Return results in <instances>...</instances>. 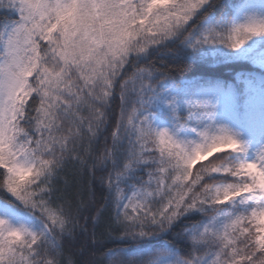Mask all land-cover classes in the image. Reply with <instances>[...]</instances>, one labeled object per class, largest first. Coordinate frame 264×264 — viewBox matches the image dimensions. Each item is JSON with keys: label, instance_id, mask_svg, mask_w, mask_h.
I'll return each mask as SVG.
<instances>
[{"label": "snow or ice", "instance_id": "6c2138e0", "mask_svg": "<svg viewBox=\"0 0 264 264\" xmlns=\"http://www.w3.org/2000/svg\"><path fill=\"white\" fill-rule=\"evenodd\" d=\"M217 4L0 0V264H98L108 239L135 249H109L107 264H264V147L252 156L241 122L220 119L246 114L249 81L214 82L175 128L152 121L155 102L177 103L153 57L264 38L256 17L201 31ZM240 56L264 69V44Z\"/></svg>", "mask_w": 264, "mask_h": 264}, {"label": "trees", "instance_id": "16d2710c", "mask_svg": "<svg viewBox=\"0 0 264 264\" xmlns=\"http://www.w3.org/2000/svg\"><path fill=\"white\" fill-rule=\"evenodd\" d=\"M225 7L216 16L212 24L202 23L201 31L216 24L238 23L246 17L264 18V0H220V5ZM264 44V38H254L249 41L239 52L223 48V46H205L202 49H193L181 45L180 51L153 57L157 60V67L165 66L170 69V80L167 88L161 90L162 96H172L176 99V111L173 112L169 105V99L158 100L151 106L152 121L158 128H175L177 116L187 117L188 107L194 101L205 96L209 91V86L214 82L227 84L232 87V80L235 77L244 84V80L249 83L244 85L249 97V104L246 114L244 112L234 113L231 109L221 111L220 119L232 126L233 122L239 120L241 123L235 127L240 134V138L248 146L253 137L259 132V87L262 70L258 64L253 63L250 57H242L240 53L245 52L250 46L255 45L259 50L260 45ZM214 49H219L223 55H218ZM243 66H247L244 68ZM250 69V70H249ZM196 123H192L186 129H178V134L183 139L191 140L194 138L193 128ZM199 167V165H197ZM75 187V186H74ZM88 191L95 192L97 204L101 203V196L107 195L106 190H102L97 184L88 185ZM103 229H100L102 231ZM114 235H116L114 233ZM169 239V238H165ZM83 241L87 242V234H84ZM163 243V241H161ZM129 249L134 250L135 244L130 240L108 239L104 241V246L95 252L98 264H107L110 258L105 255L109 249Z\"/></svg>", "mask_w": 264, "mask_h": 264}, {"label": "rangeland", "instance_id": "374dc122", "mask_svg": "<svg viewBox=\"0 0 264 264\" xmlns=\"http://www.w3.org/2000/svg\"><path fill=\"white\" fill-rule=\"evenodd\" d=\"M258 65H259V64H258ZM259 67L261 68L260 65H259ZM261 69H262V68H261ZM262 70H264V69H262ZM260 79H261V77H258V78H257V80H259V82H260ZM259 139H260V132H259L255 137H253V138L251 139V141H250L249 152H250V154H251L252 156H255V155L257 154V152L261 150V147H264V146H256V147H254V141H255L256 144L258 145V143H259Z\"/></svg>", "mask_w": 264, "mask_h": 264}]
</instances>
